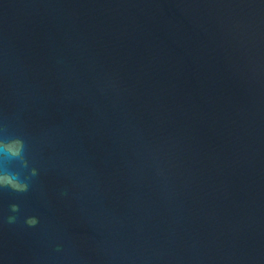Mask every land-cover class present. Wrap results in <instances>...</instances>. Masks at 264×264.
Wrapping results in <instances>:
<instances>
[{"label": "water", "instance_id": "water-1", "mask_svg": "<svg viewBox=\"0 0 264 264\" xmlns=\"http://www.w3.org/2000/svg\"><path fill=\"white\" fill-rule=\"evenodd\" d=\"M11 137L0 264H264V0H0Z\"/></svg>", "mask_w": 264, "mask_h": 264}, {"label": "clouds", "instance_id": "clouds-1", "mask_svg": "<svg viewBox=\"0 0 264 264\" xmlns=\"http://www.w3.org/2000/svg\"><path fill=\"white\" fill-rule=\"evenodd\" d=\"M26 143L21 137H11V138H0V159L6 161L17 160L20 161L24 168H28V161L26 159ZM37 170L32 168L30 170V175L25 178H21L19 172L10 171L6 168L0 169V189H11L12 191L24 193L29 189L28 181L37 176ZM10 210L13 213H18L20 207L18 204H12ZM17 221L16 216L7 217V223L14 224ZM25 223L29 227H34L38 223L36 217H29L26 219Z\"/></svg>", "mask_w": 264, "mask_h": 264}]
</instances>
